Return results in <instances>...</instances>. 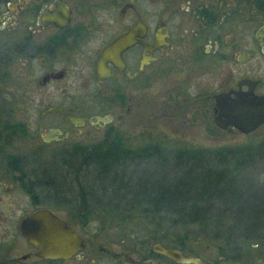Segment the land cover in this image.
Returning a JSON list of instances; mask_svg holds the SVG:
<instances>
[{"label": "flooded vegetation", "instance_id": "flooded-vegetation-1", "mask_svg": "<svg viewBox=\"0 0 264 264\" xmlns=\"http://www.w3.org/2000/svg\"><path fill=\"white\" fill-rule=\"evenodd\" d=\"M1 31L9 34L0 64L8 61L10 89L0 105V264L95 262V248L46 258L21 231L24 218L42 208L76 229L78 211L38 167L43 152H8L14 142L38 138L41 150L56 147L51 157L89 160L119 139L132 159L143 155L137 130L149 102L158 113L152 121L241 132L220 116L217 97L264 95V0H0ZM118 41L115 55L105 56ZM163 75L168 82L156 96ZM170 247L208 264H240L225 248L206 256ZM135 259L195 264L153 249Z\"/></svg>", "mask_w": 264, "mask_h": 264}, {"label": "trees", "instance_id": "trees-1", "mask_svg": "<svg viewBox=\"0 0 264 264\" xmlns=\"http://www.w3.org/2000/svg\"><path fill=\"white\" fill-rule=\"evenodd\" d=\"M4 128L8 129V126ZM96 151V156L89 160L64 158L61 163L63 172L61 176L56 175L59 180L48 173L53 189H58L57 183L69 178V173L76 177L82 175V181L87 180V185L81 180L73 182L71 187L69 183L62 184L65 190L63 199L75 201L78 219H83L84 226L96 221L99 209L107 213L110 220L115 214L125 215L123 219H126L125 210L129 212L128 216L138 211L139 218L171 217L172 226L185 228L190 225L220 228L224 225V218L229 217L246 227L251 240L260 244L264 242V189L258 186L263 183L264 140L213 150L183 147L171 152L175 161L170 166V158L160 145L145 146L143 155L132 159L124 158L119 139L107 150ZM144 160L158 161L162 168L159 177L152 173L136 179L126 177L125 163L139 164ZM91 166L97 171L89 180L93 175L88 172ZM78 187L80 191L76 192ZM122 201H128L129 206L122 208ZM245 219L248 221H243ZM154 231L157 232L156 227ZM227 232L230 236L233 229L229 228ZM216 234L221 237L223 233L218 231Z\"/></svg>", "mask_w": 264, "mask_h": 264}, {"label": "rangeland", "instance_id": "rangeland-1", "mask_svg": "<svg viewBox=\"0 0 264 264\" xmlns=\"http://www.w3.org/2000/svg\"><path fill=\"white\" fill-rule=\"evenodd\" d=\"M0 53L3 49L8 48L9 43V34L8 32H0ZM8 61L5 62V65L0 64V105L8 104L9 98V89L10 85L8 84V73H9ZM166 77L161 76L160 83L153 90L154 95L162 94V89L165 88L164 83L168 82L165 79ZM164 91V90H163ZM147 97L152 101L154 96L148 92ZM169 103V102H168ZM148 109H145L144 121L142 128L137 130L138 135L143 139L141 140L143 147L152 145L151 143H159L161 149L167 153V158H170V164H173L175 159L171 152L176 151L177 149L189 148V149H204V150H213L225 146H238V145H249L254 143H259L264 140V128L259 129L255 133L245 134L239 131L228 132L223 130H218L208 125L205 128L200 127H191L184 128L180 126H175L169 121L160 119L159 121H152L158 117V113H152V103L147 104ZM161 107L160 113L164 111ZM18 117H20L23 112L18 110ZM199 121V120H194ZM87 132V130H86ZM90 136V135H89ZM216 136V137H215ZM54 148L40 149V143L38 138H33L32 141L19 140L12 144L11 147H8V152H28V151H41L43 152V157L40 159L39 166L43 168L44 171L50 173L52 178H57L61 176L64 166L61 165L62 160L51 157L50 154L54 151ZM3 147H0V153H5ZM127 162V161H126ZM125 174L126 177H131L136 179L139 176L147 173L148 175L152 173L156 177H159L162 173V168L157 160L154 162L151 160H144L141 163H125ZM169 166L166 168L169 169ZM63 167V168H62ZM121 166L120 170L122 169ZM97 168L91 166L88 172H91L93 175L91 179L96 176ZM87 172V173H88ZM47 173V175H48ZM64 175V174H63ZM82 176V175H81ZM76 177V175L70 176L65 180H60L57 185L59 188H62L63 183H69L70 187L73 182H79L86 184V179L82 181L83 177ZM51 178V177H50ZM152 178V177H151ZM263 183H259V188L264 189V175L262 176ZM57 180H59L57 178ZM79 180V181H78ZM257 181V180H256ZM51 185V184H50ZM65 186V184L63 185ZM65 191V190H64ZM80 188L76 189V192H79ZM78 194V193H76ZM127 202V203H126ZM95 204L94 202L92 205ZM121 207H128V201L121 202ZM66 210V209H65ZM64 215L65 211H61ZM126 219H123L125 215H112V220L107 218V213L101 211L100 209L96 212L97 219L94 222H91L87 226L81 223L79 217L75 219L73 226L77 231L85 238L86 248L88 249V255L91 254L92 249L95 248L94 254V264H131L126 256L128 254L132 255L135 258H143L146 252L151 251L152 246L157 243H163L167 246H177L182 243L183 248L187 249H196L203 255H210L216 253L217 249L225 248L227 249L226 254L229 257H236L238 260L237 263L240 264H264V242L257 243L250 239V236L245 231L246 227H243L236 222L238 220L231 218H224V225L220 228H203L198 225H190L187 228L172 226L171 217L170 219L160 218L156 216L155 220H152L150 217L139 218L138 211H135L128 216L129 212L125 210ZM79 214V212H76ZM123 213V211H121ZM244 219V218H243ZM126 220L125 222H123ZM248 221V220H243ZM242 221V222H243ZM112 222L111 224H108ZM234 223V224H233ZM156 227V231H154ZM232 228L233 232L228 236L227 229ZM221 232V237L217 236V232ZM186 236V237H185ZM188 236V237H187ZM264 240V239H263ZM88 241V242H87ZM104 250V251H102ZM109 251V253H105ZM225 252V251H224ZM118 254V257H114L112 254ZM232 261H230L231 263ZM161 263V262H160ZM159 263V264H160ZM72 264H84L83 262L74 261Z\"/></svg>", "mask_w": 264, "mask_h": 264}, {"label": "water", "instance_id": "water-1", "mask_svg": "<svg viewBox=\"0 0 264 264\" xmlns=\"http://www.w3.org/2000/svg\"><path fill=\"white\" fill-rule=\"evenodd\" d=\"M121 43L122 41L115 43L105 51L104 55L114 56ZM116 65L122 68L121 63ZM237 95L231 102L226 100L225 103L223 96L217 97L221 108L219 114L227 117L229 123L242 133H252L264 124V95L254 93H238ZM71 119L79 124L75 118ZM229 123L218 119L219 126L223 128H226ZM21 231L40 250V254L46 258L67 259L74 253L86 248L85 238L50 209H37L26 216L21 223ZM152 249L180 263L208 264L199 258L185 254L178 248L160 242L155 243ZM127 260L131 263L142 264L130 254L127 255Z\"/></svg>", "mask_w": 264, "mask_h": 264}]
</instances>
